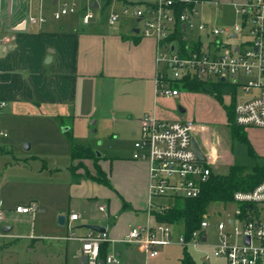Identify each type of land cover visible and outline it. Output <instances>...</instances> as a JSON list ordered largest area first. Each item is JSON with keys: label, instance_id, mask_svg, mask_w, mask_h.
Segmentation results:
<instances>
[{"label": "built area", "instance_id": "1", "mask_svg": "<svg viewBox=\"0 0 264 264\" xmlns=\"http://www.w3.org/2000/svg\"><path fill=\"white\" fill-rule=\"evenodd\" d=\"M219 4V0H84L81 5V0H56L52 16L59 20L81 7L85 25L94 20V9L108 10L107 22L112 27L133 22L131 31L135 36L155 41L157 100L179 97L186 90L181 86L187 81L234 86L236 124L264 129V0L229 2L240 19V23L230 27L202 19L204 8ZM28 19L37 26L47 21L42 10ZM226 95L232 97L231 93ZM5 106L6 102L0 100V109ZM138 122L139 139L134 145L133 159L149 164L150 219L146 224L132 226L121 238H111L108 231L88 229L83 235L72 231L65 239L81 243L79 254L87 257V264H123L114 250L105 259L100 258L104 243L138 246L146 258L159 256L160 246L177 243L187 250L205 251L206 261L211 252L224 257L226 264H264V223L255 218L264 208V181L253 190L235 192L233 199L225 203L237 206L235 217L229 218L227 224L218 222L213 226L205 215L198 228L189 234L184 228L176 239L177 224L157 219V214L174 204L156 199L199 197L203 184L214 174L213 164L198 159L191 122L168 120L155 112L144 114ZM99 208L106 210L105 205ZM36 211L37 206L32 203L15 208L21 214ZM79 218L78 213L70 215L71 221ZM6 219L0 201V223ZM211 229L216 242L212 241Z\"/></svg>", "mask_w": 264, "mask_h": 264}, {"label": "rangeland", "instance_id": "2", "mask_svg": "<svg viewBox=\"0 0 264 264\" xmlns=\"http://www.w3.org/2000/svg\"><path fill=\"white\" fill-rule=\"evenodd\" d=\"M47 1L49 6L52 0ZM219 1L222 4L203 9L202 19L220 27L240 23L235 9L229 2L241 0ZM83 4L84 0H81V5ZM80 11L81 7L75 14L70 15L78 26L86 29L99 28L105 32L116 30V33L131 36L133 22H120L112 27L107 22L108 10L94 9L95 19L89 25H82ZM123 51L127 55L134 53L128 49ZM147 52L144 48L141 49L142 55L146 56ZM139 53L130 55L129 62L144 68L145 56L142 58ZM155 88L156 83L154 95ZM135 90L138 89L132 81L115 80L114 84L102 88L94 86L89 98L85 95L81 97L77 111L73 112L70 118H62L60 121L29 116L3 117L4 113L0 112V131L6 133L5 136H0V150H3L0 152V201L4 208L11 206L14 209L18 203H35L39 206V212L35 215L16 216L13 212L7 215L11 219H8V222L6 219V223L14 228L6 234L8 237L0 238V264H81L80 258L76 257L80 243L63 239L72 231L76 235H83L86 229L76 227L82 224L81 222L63 225L60 223V217H69L75 213L73 211L81 214L86 211L84 219L91 213L104 220L108 213L100 212L97 201H89L82 191L71 190L68 167L72 163V147H89L102 156H131L132 149L135 151V142L139 139L136 134L138 125L134 122H123V119L127 117L126 111L132 106ZM170 103L174 106H169L168 101L159 105L167 113L194 124L193 134L195 129L202 130L215 159L214 163H211L214 174L227 173L230 161L248 168V171L264 165V135L245 128L247 140L243 141L234 133L227 114V110H231L230 106L234 103V98L230 95L224 94L221 101L212 94L182 90L179 97L170 99ZM179 107L185 109V113H181ZM64 128L68 130L64 132ZM10 143H14L13 146H9ZM32 144L33 147L28 149V145ZM99 161L98 157H86V154H83L75 160V175L98 174L96 170L101 166ZM156 200L163 203L173 202L172 199ZM225 203L211 202L207 206L205 215L213 226L218 222L227 224L229 218L235 217L236 204ZM255 218L264 223V211L260 209V214ZM149 219L148 214L144 215L132 225L146 224ZM6 223H0V232ZM183 232L182 223L174 226L176 239ZM210 234L212 241L216 242L213 229ZM158 250L159 256L147 257L144 264H181L185 252L193 257L195 264H226L224 257H216L209 252L210 258L206 261L205 251L191 248L185 250L177 243L160 246Z\"/></svg>", "mask_w": 264, "mask_h": 264}, {"label": "crops", "instance_id": "3", "mask_svg": "<svg viewBox=\"0 0 264 264\" xmlns=\"http://www.w3.org/2000/svg\"><path fill=\"white\" fill-rule=\"evenodd\" d=\"M56 8V0H52L49 6L47 0H0V100L6 102V106L0 109V112L4 113L3 117L29 116L42 120L51 118L53 121L70 118L80 106L81 97L85 95L89 98L92 87L102 88L119 80L135 82L138 89L135 90L134 101H131L132 106L126 111L128 118L123 119V122H134L138 125L136 134L139 135L138 120L144 114L155 112L168 120L180 119L167 113L159 105L168 101L169 106L173 107L171 98L161 97L157 100L154 95L157 65L153 39H142L132 31L131 36H128L116 33V30L105 32L99 28L86 29L72 21L70 15L73 14L57 20L52 16ZM40 10L47 21L42 26L31 24L28 18L38 14ZM79 13L82 20V10ZM142 48L148 51L146 56L141 54ZM123 49L134 52L130 55L140 51L142 58L145 56L144 63L149 67L130 64V55L124 53ZM248 129L264 135V129ZM5 135L4 131H0V136ZM194 139L205 154L207 162L214 163L213 153L202 130L195 129ZM13 144L10 143L9 146ZM32 147L33 144L28 145V149ZM133 153L132 149L131 156H98L100 168L110 181L111 186H108L85 177L76 179L71 169L75 164L71 152L72 163L68 167L71 190L82 191L89 201H97L100 212L108 214L104 220L91 213L84 219L86 211L84 214L73 211L79 213V220L71 221L69 216L65 218L64 224L81 222L82 224L76 227L86 229L84 234L88 230L85 225H101L106 228L111 238H119L128 234L132 223L148 214L149 164L146 161L134 160ZM230 163V166L233 165L232 161ZM35 205L37 211L34 214L17 213L16 207L13 209L11 206H3L7 222L11 219L7 216L10 212L16 216L35 215L39 212V206ZM101 205L106 206L105 211L100 210ZM262 210L264 211V208ZM7 225L9 226L6 223L5 226ZM13 228L12 226V230ZM213 233L215 234L214 229ZM0 234L8 232L2 230ZM5 237L8 235L0 238ZM63 240L71 241L65 238ZM120 245L109 244V252L114 250L118 253L123 264H144L146 257L142 248ZM80 248L81 243L76 252L78 258L82 256L79 254Z\"/></svg>", "mask_w": 264, "mask_h": 264}, {"label": "trees", "instance_id": "4", "mask_svg": "<svg viewBox=\"0 0 264 264\" xmlns=\"http://www.w3.org/2000/svg\"><path fill=\"white\" fill-rule=\"evenodd\" d=\"M183 89L212 94L219 100H223L224 94H232L234 103L230 106L231 110H227L228 120L234 129V133L243 141L247 140L245 128L239 126L235 122V103H236V88L226 84L201 83L198 81H187L181 86ZM253 154V151L251 150ZM83 154L86 157H98L97 152L89 147H72V159L75 161ZM99 158V157H98ZM76 164L72 165V171L76 179L82 177L95 180L99 183L111 186L107 178V174L98 167L96 175L85 174L75 175ZM249 169L243 166L231 165L227 173L213 174L210 179L203 184L202 192L197 198H176L173 200V206L164 213L157 214V219L160 221L179 224L182 223L187 234L200 226L204 219L206 208L211 202H228L233 199V195L237 191L253 190L257 185L264 181V165L256 166ZM185 249V248H184ZM187 250V249H185ZM109 252V243H104L101 247L100 258L105 259ZM181 264H195L193 257L186 253L182 256Z\"/></svg>", "mask_w": 264, "mask_h": 264}, {"label": "water", "instance_id": "5", "mask_svg": "<svg viewBox=\"0 0 264 264\" xmlns=\"http://www.w3.org/2000/svg\"><path fill=\"white\" fill-rule=\"evenodd\" d=\"M94 5L97 6V2L95 1L94 2ZM225 78H222V80H224ZM179 110L180 112L184 113L185 112V109H183L182 107H179ZM95 123V122H94ZM68 130V128H64V132H66ZM193 147L197 153V157L200 161H203V162H206L207 158L205 156V154L202 152L199 144L196 142L195 139H193ZM98 156H101L99 153H98ZM65 222V217L64 216H61L60 217V223L61 224H64ZM85 227L87 229H90V230H94V231H97V232H103V231H106V228H104L103 226L101 225H96V224H88V225H85ZM12 230V226H4L3 228V231L4 232H10ZM205 238V236H204ZM80 261L82 264H87V257L85 255H82L80 257ZM103 264V262H101ZM206 264H210V263H206Z\"/></svg>", "mask_w": 264, "mask_h": 264}]
</instances>
